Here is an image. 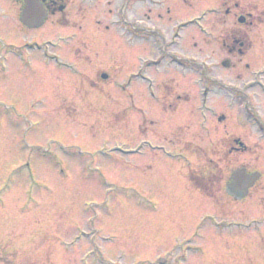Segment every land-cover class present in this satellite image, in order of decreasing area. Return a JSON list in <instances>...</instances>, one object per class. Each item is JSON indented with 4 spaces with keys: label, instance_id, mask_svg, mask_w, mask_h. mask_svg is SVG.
Masks as SVG:
<instances>
[{
    "label": "rangeland",
    "instance_id": "rangeland-1",
    "mask_svg": "<svg viewBox=\"0 0 264 264\" xmlns=\"http://www.w3.org/2000/svg\"><path fill=\"white\" fill-rule=\"evenodd\" d=\"M68 3L66 22L53 25V18L27 35L66 39L53 52L62 68L42 61V54H32L29 66L5 56L0 74V264H245L248 258L264 264L257 195L237 204L224 192L241 165L256 169L250 155L234 151L233 141L247 147L259 143L241 123L240 105L228 107L229 99L218 91L231 78L246 81L247 74L264 67V29L237 78L240 73L221 66L226 60L221 36L234 23L220 15L226 9L220 0L177 4L173 20L197 19L214 8L202 23L210 38L200 34L198 22L162 52L150 40L126 43L117 29L93 27L90 19L85 30H77L78 0ZM104 4H95L99 19ZM259 4L261 26L264 4ZM139 5L135 0L127 16L144 21L148 8ZM154 10L146 25L154 21L167 33L165 8ZM10 25L0 22V42L17 45ZM174 56L190 69L174 66ZM140 60L152 67L144 70ZM201 65L213 89L206 104L199 95L205 85L198 81ZM142 73L163 105L148 99L146 83L131 78ZM129 95L137 108H145L142 122L140 114L125 112ZM259 108L264 112V105ZM28 129L32 162L17 158L10 143ZM132 149L136 153H127ZM194 170L206 174L211 192H190ZM185 190L189 195L182 196ZM204 215L209 219L198 224ZM253 219L259 222L254 228Z\"/></svg>",
    "mask_w": 264,
    "mask_h": 264
},
{
    "label": "flooded vegetation",
    "instance_id": "flooded-vegetation-1",
    "mask_svg": "<svg viewBox=\"0 0 264 264\" xmlns=\"http://www.w3.org/2000/svg\"><path fill=\"white\" fill-rule=\"evenodd\" d=\"M26 1L28 0H0V22L3 20L9 21L10 28L12 30V34L15 36L19 42L17 45L9 42L5 44L0 42V74L5 69L4 63L5 56H11L20 61L22 65L29 66L30 59L32 58V54H42V61L46 63H52L57 65L59 68H62V64L60 62L59 57L55 56L53 52H58L61 50V47L66 43L60 35H57L54 40L52 39H30L27 37L29 33H34L39 31L47 22L52 20L53 18L57 20L55 24H59V20L67 21L68 17H71V4L68 3V0H29V1H37L41 4L42 13L44 16L42 24L38 28L29 29L21 23V15L25 9ZM98 1V0H97ZM97 1L92 0H78L76 5V13L75 18L77 19V23L80 25L77 27V30H85L86 22L88 19L91 20L92 26L105 29L106 31H110L112 28L117 29L120 33L121 38H123L126 43H130L133 40H150V43H156V50L159 47V51H165V47L167 45L175 44L178 39V33L181 31L190 30L191 28H195L196 22L193 20L188 27L184 23L187 20H173L171 15H175L176 19L177 12V4L187 3L188 0H137L140 4L141 8H148L147 13L143 14V20L132 19L127 16L128 7L131 6L135 0H121L118 4L117 8L113 9V3L115 0H102L105 4V8L102 11V17L97 18V11L95 8V4ZM222 4H224L226 9L219 10L220 15L231 18L232 26L229 28L226 27L221 36V43L219 44L220 50L226 55V60L223 62L226 63V66L221 63L222 68H226L227 70H235L237 73V78H240L242 74L246 71L241 65L243 59L252 52L254 49V45H256V40L260 35V30L264 29V24L260 26L258 18L259 7L262 3L264 4V0H220ZM155 7L165 8L166 14L169 16L168 18V31L162 32L156 25H154V21L150 22V25H146V23L150 20L151 13ZM207 14H215L216 11L214 8L207 9L205 11ZM200 13V12H199ZM198 13V14H199ZM147 15V16H146ZM204 14L203 18H205ZM110 19V20H109ZM161 19V18H159ZM195 19V18H194ZM106 21L103 23V21ZM236 21V23L234 22ZM145 22V23H144ZM173 22L172 25L170 23ZM52 23V22H51ZM199 27L205 28L201 22L198 23ZM170 25V26H169ZM259 25V26H258ZM187 27V28H186ZM59 28V27H58ZM258 28L256 38H251L252 31ZM206 35L210 38V33L206 30ZM204 32V29H202ZM162 33H165L163 35ZM144 34H150V37L146 40L143 38ZM22 35V42L20 41V37ZM204 37V38H208ZM41 40V41H39ZM171 60H178L175 56L170 58ZM160 62V60H159ZM67 68V67H66ZM236 73V74H237ZM98 74H96V77ZM94 77V76H93ZM131 78L133 80H139L146 83L148 91L145 92L148 99L152 100L155 103L161 101L160 96L156 94L155 91L152 90V83L148 78L144 77V75H132ZM206 81H208L209 77L206 76ZM246 81H235L231 78L232 81H228L227 84H221V88L223 89V94L226 98L229 99L228 107H237L240 105L238 110V115L241 118V123L245 126L249 127L253 135L256 137V141L261 144V146H254L251 144L250 147L245 146L244 142H240L238 140L233 141V145L235 146L234 151H240L242 155H250L253 158V167H256L255 170L250 171L249 167L241 165L237 170H244L248 174H257V180L253 184V186L248 191L247 197L237 204H241L243 201L247 200L249 196L252 194L257 195V208L262 211L261 218H264V112H260V106L264 105V67H260L254 71H251L247 74ZM130 80V81H133ZM211 81V80H209ZM209 90H207L208 92ZM257 92V95L255 94ZM262 99V100H260ZM115 101V100H114ZM263 101V102H262ZM116 102V101H115ZM114 102V104H115ZM129 106L125 107V112L128 111L130 113H137L141 115V122L143 121L142 115L145 112V108H137L134 97L129 95L128 97ZM174 104V103H171ZM161 105H163V100L161 101ZM166 106V105H164ZM124 110V109H123ZM133 111V112H132ZM168 113V110L165 108V112ZM223 120V118H220ZM29 130H27L28 132ZM23 135V137L19 136V138L15 140H11L10 143H14V147H16V151L18 153L17 158L26 159L28 162H32L34 155L22 153L20 147L31 148L32 146L27 141V133ZM244 141V140H243ZM7 147V145H6ZM5 147V149H6ZM226 150L228 147L225 148ZM45 156V157H49ZM188 160V158H187ZM193 171L191 175V183L192 187L190 192L197 194L198 196H202V194H207L211 192L214 186H207L206 182V174L204 176L199 175L198 172ZM233 173V172H232ZM231 173V174H232ZM212 177L216 175L214 172L211 173ZM231 176V175H230ZM205 179V181H204ZM229 183V182H228ZM184 184V183H183ZM226 186V185H225ZM180 193L182 196L189 195L188 191H182ZM225 192V187H224ZM188 204V202H187ZM253 228L257 225V220H253ZM245 264H253L250 258L247 259Z\"/></svg>",
    "mask_w": 264,
    "mask_h": 264
},
{
    "label": "water",
    "instance_id": "water-1",
    "mask_svg": "<svg viewBox=\"0 0 264 264\" xmlns=\"http://www.w3.org/2000/svg\"><path fill=\"white\" fill-rule=\"evenodd\" d=\"M41 12L42 9L37 2L28 0L21 16V22L30 28L38 27L42 22ZM224 66H226V63ZM255 179V176H247L242 171L237 172L232 175V183L227 186L226 192L236 200H241Z\"/></svg>",
    "mask_w": 264,
    "mask_h": 264
}]
</instances>
